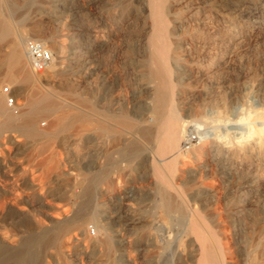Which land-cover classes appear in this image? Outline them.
<instances>
[{
    "label": "rangeland",
    "instance_id": "rangeland-1",
    "mask_svg": "<svg viewBox=\"0 0 264 264\" xmlns=\"http://www.w3.org/2000/svg\"><path fill=\"white\" fill-rule=\"evenodd\" d=\"M13 3L20 8L30 6L29 20L24 24L31 30L28 38L51 37L54 51L63 42L67 54L77 56L82 64L71 81L61 74L65 63L58 57L40 74L30 65L38 89L64 95L68 87L76 85V93L98 111L117 115L126 112L136 119L145 117L151 93L144 88L146 79H141L140 73L145 70L151 36L148 0H0L3 17L18 23ZM166 6V19L172 31L169 41L172 47L180 43V58H171L170 67L183 118H195L187 113L200 108L204 110L203 119L239 122L215 128L217 134L225 135L224 140L232 142L233 147L252 150L260 137L264 138V131L259 136L258 130L250 140L245 138L251 128L260 127L256 122L264 119V0H169ZM35 27L39 32L33 31ZM8 49L9 42H0L1 57ZM6 85L14 88L24 104L22 83L1 82V94ZM2 96L7 104L6 96ZM22 109H26L25 105ZM53 120L54 116L38 118L36 127L42 134L35 138L13 129L0 132V246L14 251L31 234H40L36 229L32 233L16 228L18 220L28 219L33 227L41 223L50 229V221L83 212L84 177L96 176L100 167L116 163L111 178L115 180L120 175L119 183L116 180L113 185L98 184L89 210L112 215L111 209L117 205L126 209L128 218H141L138 223L126 221V225L104 229L90 218L84 230L73 231L80 237L75 243L48 245L46 241L55 236L50 232L26 249L44 264H176L174 254L185 234L177 218L188 216L192 210L166 213L162 209L153 173L155 154L150 149L151 141L141 137V157L135 155L122 162L117 148L128 139L125 142L123 134H118L114 122L111 125L115 134L106 135L104 150H97L94 141H84L92 137V129L86 135H74V131L52 127ZM140 125L147 127L146 122ZM45 132L53 133L49 138ZM184 132L181 144L191 134L194 140L190 144L195 148L185 152L184 158L171 169L163 170L175 187L174 194L178 192L174 200L199 213L204 226L224 248L225 264H249L253 258L261 261L264 154L259 158L250 154L240 159L219 157L212 142L214 133L200 139L199 132L192 127ZM116 138H121L122 143ZM224 167H228L227 173L223 172ZM249 184H253L254 190L244 187ZM154 224L161 227L155 228ZM88 227L93 231L89 232ZM139 234L140 244H136ZM93 240L98 241L95 247ZM109 240L112 247L106 244ZM10 264L36 263L27 259ZM183 264L199 261L189 254Z\"/></svg>",
    "mask_w": 264,
    "mask_h": 264
},
{
    "label": "bare ground",
    "instance_id": "bare-ground-1",
    "mask_svg": "<svg viewBox=\"0 0 264 264\" xmlns=\"http://www.w3.org/2000/svg\"><path fill=\"white\" fill-rule=\"evenodd\" d=\"M168 1L169 0H148L147 3L149 7L148 27L151 29V36L149 38V45L147 49V60L144 65L145 70L143 71V73H140V75L143 77L141 79H146V83L144 82V88L150 91L151 98L147 103L145 117H139V119L130 116L126 112L117 115L105 113L104 111L103 113L101 111L96 110L92 107V104H90L88 99L82 98L76 93V85H71L70 87H68L64 95H60L50 91L43 92L38 89L34 83V74L31 71L30 61L25 48V43L28 38V32L31 31H28V29L24 27V24L27 23V21L29 20L30 6H21L20 8L17 4L13 3L14 9L16 8L15 12L18 17V23H14L12 19L8 20L4 18L3 15L0 13V42H9L10 44V49L5 51L2 54V57L0 56V66L3 68L0 71V83L3 81H9L11 84H16L19 82L22 83L23 88L21 90V93L24 94L26 100L25 103L22 104V108H24L25 105L26 109L23 111V109L21 108L19 113H15L13 109L8 107V104L5 103L4 97L2 96L3 93H0V115L2 116V119H0V132L13 129L30 136V138H35L42 134V132L36 127V120L41 116H54V120L52 121L51 126L57 127L59 130L70 132L74 131V135H78L81 133L83 135H86L87 132L92 129V137H86V140L84 141H86V143L94 141L97 150H104L103 145L105 143V136L114 133V129L111 125V123L114 122L118 128L116 130L118 134L119 132L123 134L125 142L126 139H128V142H126L128 143V147L126 148V143H122L121 138H116L118 139L119 143L124 144L122 147L117 148L119 159H121L120 161L122 162H126V159H130V157H134L135 155L141 157L144 150L140 144V139H148V141H151V143L153 144L150 148L155 154L153 173L157 178V194L161 198L162 209L166 213H172L177 211L184 212L186 211V209L193 211H190L191 213L188 216L177 218V222L181 224L182 227H184L185 234L184 239L179 241V244L177 246L178 248L174 254L176 264H183L187 260V256L189 254L196 256L197 260L199 261V264H225L223 259L224 248L219 244V239H217V237L211 232L209 228H206L204 226V221L197 211L188 207L186 208L182 204L177 203L176 201L178 200H174V195H176L178 192L174 194L173 190L175 189V187L173 183L166 177L163 170L171 169L174 163H178L182 157L184 158L183 155L185 154V152H189L190 150H193L195 148V145H191L190 143V146H187L186 141L188 140V138H186L185 143L183 145L181 144V141L184 138V131L186 129H190L191 127L199 132V135L197 136H199L200 139L208 137L207 135L209 134H215V138H213L214 141L212 142H214V150L216 151V154L219 157L229 156L233 159H240L241 157L250 154L251 156L259 158L264 154V138L260 137L259 143L256 144V146H254L252 150H248L244 146V148L237 147L238 145L236 147H233L234 145L231 144L232 142L230 141L231 143H229L225 141V135L223 137L221 136V134H217V129H215L227 125L230 122L223 123L222 120L209 121L207 119H203L202 115L204 114V110L200 108L194 109V111H187V114L190 117L194 115L195 118L189 120L183 118L181 114V109L183 108L182 102L180 100L179 95L177 94L179 92H176L175 90V85L171 77L170 59L175 58L178 60L180 58V55L177 51L180 43L178 42L179 44L176 43L175 47H172L171 42L169 41L172 31L169 28L166 19V8H168L166 5ZM33 31L39 32L36 27L33 28ZM38 39L43 40L51 49L49 42L51 41V37L47 40L42 38ZM66 48V45L61 42L58 45L57 51H54L52 49L51 51L55 56L54 59L58 57L62 63H65L61 74L63 75L65 80L71 81V79L75 75H77V68L79 67V65L82 64L77 59V56L76 58L74 56H69L66 52ZM140 86L142 88V85ZM11 111H13V113L19 117L20 122H18V120L17 122L15 121V117L13 116ZM57 114H59V116L56 118ZM59 120L60 122H58ZM140 122H146L147 127L141 126ZM251 122H253V120ZM188 123L191 124L188 125ZM211 123H214V125H212ZM256 123L259 124L260 127H256V129H254V127L253 129L251 128L249 134L245 136L247 140H250V138L255 134L254 132H256L257 130L259 136L260 133L264 131V119H260ZM230 124H239V122ZM205 131H209V133L205 134ZM52 133L45 132L44 134H46V136L50 138ZM126 134L129 135L126 137ZM105 154L107 155V152H104V155ZM115 168H117L116 163H112L111 165L109 164L106 167H100V172L96 176L84 177L85 190L82 202L84 205L83 209L84 207L85 209L83 212H77L70 218L64 219V217H60V219H58L57 221H50V223L52 222V226L50 229L44 228L41 223H38L37 226L33 227L32 225H30L31 223L27 221L28 219H21L16 221V228H23V231H29L32 233L34 232L32 229H36L40 231V234H31L29 238L24 239L21 242V247L14 251H10L0 246V261L4 262L5 264H10L18 263L28 259L29 261H33L36 264H44L43 261L40 262L39 256L31 255L29 249H26V247L37 243L38 241H40L41 236H46L50 232H54L55 236L46 241L48 245H54L58 243H75L80 239V237L76 232L73 231L76 229H81V231L84 230V226L87 224V221L90 218L94 219L99 225V227H102L104 229H111L113 226L123 223L126 225V221H129L131 224L138 223L141 218H128L126 216V209L124 211L122 207H118L117 205H114L112 207V215H108L103 212L98 214L93 210H89L91 200L94 197V190L98 184L108 183L109 185H113L116 183V180L119 183L121 179L120 175V179L115 177L114 180L111 178V174ZM222 170L223 172L227 173L228 167H224ZM253 184H249L244 187L248 188L249 190H254ZM177 222H175V224ZM156 223L158 224V222ZM161 224L162 222L160 223V225ZM200 229H204L205 232H201ZM72 232L73 234L71 235L70 233ZM89 232H91L90 228ZM141 236V234L138 235L136 244H140ZM83 238L85 239L84 236ZM92 242V244H94V247L98 243L97 240H93ZM106 244L110 247L113 246V242L111 240H109ZM249 261V264H264V258L261 261H257L255 258Z\"/></svg>",
    "mask_w": 264,
    "mask_h": 264
},
{
    "label": "built area",
    "instance_id": "built-area-1",
    "mask_svg": "<svg viewBox=\"0 0 264 264\" xmlns=\"http://www.w3.org/2000/svg\"><path fill=\"white\" fill-rule=\"evenodd\" d=\"M26 53L30 61L31 68L34 72L40 74L52 65L54 61V54L48 45L41 39L28 38L25 43ZM2 93L6 96V102L15 113H19L22 108L15 90L12 86L6 85L1 88ZM186 144L188 145L194 140V137L188 135ZM93 231V228L91 229Z\"/></svg>",
    "mask_w": 264,
    "mask_h": 264
}]
</instances>
